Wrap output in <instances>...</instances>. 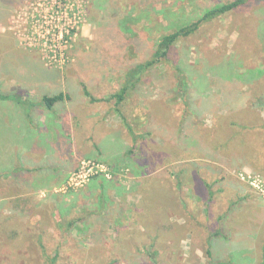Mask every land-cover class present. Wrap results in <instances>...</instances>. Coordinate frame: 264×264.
Here are the masks:
<instances>
[{
  "label": "rangeland",
  "instance_id": "rangeland-1",
  "mask_svg": "<svg viewBox=\"0 0 264 264\" xmlns=\"http://www.w3.org/2000/svg\"><path fill=\"white\" fill-rule=\"evenodd\" d=\"M78 1L67 60L44 66L19 43L27 0H0L1 93L101 99L82 90L67 138L0 101V264H264V0L131 79L161 36L233 0Z\"/></svg>",
  "mask_w": 264,
  "mask_h": 264
},
{
  "label": "built area",
  "instance_id": "built-area-1",
  "mask_svg": "<svg viewBox=\"0 0 264 264\" xmlns=\"http://www.w3.org/2000/svg\"><path fill=\"white\" fill-rule=\"evenodd\" d=\"M15 16L23 27L20 45L38 51L44 66L67 60V49L80 26L78 0H27Z\"/></svg>",
  "mask_w": 264,
  "mask_h": 264
},
{
  "label": "trees",
  "instance_id": "trees-1",
  "mask_svg": "<svg viewBox=\"0 0 264 264\" xmlns=\"http://www.w3.org/2000/svg\"><path fill=\"white\" fill-rule=\"evenodd\" d=\"M249 2H254V0H233L231 2L228 3H224V4H220V5H216L210 9H207L203 12V14L201 15V17H199L196 21L189 23L179 29H177L176 31H173L171 33L165 34L163 36H161V38L158 41L157 47L154 50V52L152 53V58L144 63L141 64H137L136 66H134L133 69L130 70L129 72V79H131V77H135L136 75L142 74L146 69L151 68L153 65H155L158 61H160L161 59H166L169 60L170 57V53L172 52V49L175 45V43H177L181 38H185L191 34H193L198 28L199 25L203 22H207L210 20H213L219 16H222L224 14H227ZM83 87V94L85 97H87L89 99V103H95L100 101L101 99L96 98L94 96H92L88 89L86 88V86H82ZM126 91V88L123 87L119 90L118 93H116L113 98L116 99V104L120 103L123 99H124V93ZM16 100V102H20L22 104L24 103H30L29 100H27V98H25V102L24 99L22 100L21 98H17L16 95H5L3 93H1L0 91V100ZM64 99V95L62 93L56 94V95H43L41 98V105L47 109V110H51L54 106L55 103L62 101ZM25 105V104H24ZM60 226L59 227H64L65 225L61 224V219H58ZM69 227L68 225H66L64 228ZM114 249L117 250V248L119 246H117L115 243L113 244ZM58 251V250H57ZM144 252V250H143ZM42 253L44 254V256H48L47 251L43 250ZM208 254H210L209 251H207ZM55 258H53V260L50 262L48 261L47 264H55V259L57 258V254H55Z\"/></svg>",
  "mask_w": 264,
  "mask_h": 264
},
{
  "label": "crops",
  "instance_id": "crops-1",
  "mask_svg": "<svg viewBox=\"0 0 264 264\" xmlns=\"http://www.w3.org/2000/svg\"><path fill=\"white\" fill-rule=\"evenodd\" d=\"M82 88L80 85H70L66 86L65 88H61L58 91H56V94L62 93L64 95V99L62 101H59L54 104L53 108L51 110L45 109L43 106L37 104L35 106L31 101L30 103H24L26 104V112L25 115L28 113L27 120L29 122V131H32V133H35L33 137H36V133H48L46 126L50 125L54 122L53 125H50L51 128V133H54L57 129V126L59 123L67 124L64 126H60V132L57 133L58 136L53 135L54 138H67L69 137V134L67 133H72L75 132V127L73 122H76L79 116L78 111L76 108L80 106V96L82 94ZM53 94V95H56ZM14 100V99H13ZM8 100L14 101L16 100ZM0 101H7V100H0ZM86 101V100H85ZM16 103V102H15ZM18 103V102H17ZM20 103V102H19ZM22 105V103H20ZM17 105V104H16ZM38 106L41 107L40 110H38ZM27 107L29 108L27 111ZM43 109V110H42ZM37 113H41L42 118L38 120V115ZM52 115V118H51ZM46 126H41V124H46ZM31 124H36V126L32 127ZM71 124V125H70ZM50 134V133H49ZM209 245H212L209 242Z\"/></svg>",
  "mask_w": 264,
  "mask_h": 264
}]
</instances>
